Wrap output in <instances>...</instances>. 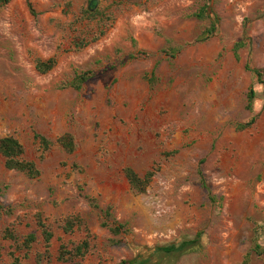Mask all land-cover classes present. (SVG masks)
Here are the masks:
<instances>
[{
  "label": "rangeland",
  "instance_id": "rangeland-1",
  "mask_svg": "<svg viewBox=\"0 0 264 264\" xmlns=\"http://www.w3.org/2000/svg\"><path fill=\"white\" fill-rule=\"evenodd\" d=\"M90 1L92 19L83 12ZM51 58L50 71L35 70ZM252 70L264 72V0L2 6L0 138H16L40 174L8 170L0 155V203L11 210L0 213V264H36L44 252L37 214L53 233L41 264H119L138 256L149 258L145 264H242L255 239L264 245V77ZM87 71L92 76L80 89L61 87ZM34 133L50 141L70 133L75 150L65 154L53 144L40 160ZM124 168L140 177L153 172L143 194L130 191ZM106 208L126 234L101 226ZM68 216L83 225L66 235ZM5 229L19 242L29 233L37 241L26 252L2 238ZM199 233L197 249L183 255L155 251ZM85 238L82 259L56 261L61 244ZM250 264H264V255Z\"/></svg>",
  "mask_w": 264,
  "mask_h": 264
},
{
  "label": "trees",
  "instance_id": "trees-1",
  "mask_svg": "<svg viewBox=\"0 0 264 264\" xmlns=\"http://www.w3.org/2000/svg\"><path fill=\"white\" fill-rule=\"evenodd\" d=\"M11 0H0V8L6 4H8ZM91 6L88 9H85L84 14L88 15L90 19L95 17L92 14V10L94 9V3L90 1ZM29 10L33 13L30 4L28 5ZM194 17L201 19L204 17V9L201 8L200 11L194 15ZM214 30V25H211L206 31V35H209ZM205 35V34H204ZM201 37L200 41H204L207 39V36ZM84 45V44H82ZM240 47V44H236L234 46V51H237ZM55 65V59L51 58L45 62L37 61L35 64V70L40 74H45L50 71ZM256 79H260L264 77V72L258 70L251 71ZM91 72H81L75 76V78L64 85V87H71L73 89H80L81 86L91 78ZM262 84H264L262 82ZM247 110H252V104L255 99V92L250 87L247 92ZM252 123V119L245 124L236 125V129L242 130L249 126ZM33 140L37 143L38 149L40 151L39 159H43V154L47 152L53 144L58 145L65 154H72L75 150V144L73 141V137L70 133H63L59 137H57L54 141H50L45 137L34 133ZM24 149L20 142L12 137L5 136L0 138V155L4 159V167L8 170H14L17 172H21L25 174L28 178L34 179L37 178L40 174L36 163L33 161H27L23 159ZM175 153V152H173ZM71 169H76L75 165L71 166ZM123 175L129 185L130 191L134 195L143 194L145 192L146 187L148 186L153 172L148 171L143 176H138L134 171L130 168L123 169ZM0 213L10 214L11 210L9 208L4 207L0 203ZM36 226L39 230L40 237L43 242L44 252L42 254H37L35 257L36 264H41L42 257L48 255V249L50 247L51 240L53 238V233L50 228L45 224L40 214L35 216ZM83 225L82 220L78 216H68L63 219L61 224V230L63 234L69 235L74 229L81 228ZM102 227L106 228L108 232L113 236H119L127 233V228L124 224L117 223L112 219L110 208H106L103 212V222L101 224ZM2 238L4 240L11 241L13 245H18L21 249H24L28 252L32 245L36 243L37 237L34 233L27 234L21 242H19V238L14 234V231L11 229H5L2 234ZM201 234H196L195 237L189 240H183L176 244H170L163 247L155 248L156 252L162 253L165 256L170 257H178L183 255L184 253L189 252L190 250H195L200 244ZM253 242V245L249 252L244 256L242 264H250L252 256L261 257L264 255V245H261L256 241ZM89 251V240L87 238L83 239L77 244H71L67 246L66 244H61L57 251L56 261L57 262H67L72 261L74 259H82L87 252ZM14 258V257H13ZM18 259L14 258V263H17ZM149 262L148 257L138 256L129 261H121L119 264H145Z\"/></svg>",
  "mask_w": 264,
  "mask_h": 264
}]
</instances>
